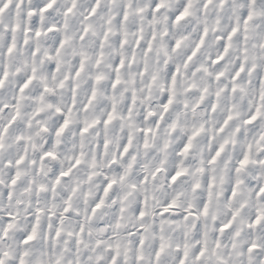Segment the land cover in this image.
<instances>
[{"label":"clouds","instance_id":"clouds-1","mask_svg":"<svg viewBox=\"0 0 264 264\" xmlns=\"http://www.w3.org/2000/svg\"><path fill=\"white\" fill-rule=\"evenodd\" d=\"M0 264H264V0H0Z\"/></svg>","mask_w":264,"mask_h":264},{"label":"snow or ice","instance_id":"snow-or-ice-1","mask_svg":"<svg viewBox=\"0 0 264 264\" xmlns=\"http://www.w3.org/2000/svg\"><path fill=\"white\" fill-rule=\"evenodd\" d=\"M167 210V209H166Z\"/></svg>","mask_w":264,"mask_h":264}]
</instances>
